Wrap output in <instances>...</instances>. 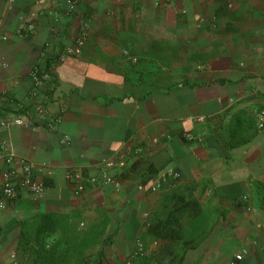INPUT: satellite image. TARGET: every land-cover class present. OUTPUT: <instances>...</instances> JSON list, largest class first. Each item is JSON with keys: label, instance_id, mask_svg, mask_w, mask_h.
<instances>
[{"label": "crops", "instance_id": "0c3cea01", "mask_svg": "<svg viewBox=\"0 0 264 264\" xmlns=\"http://www.w3.org/2000/svg\"><path fill=\"white\" fill-rule=\"evenodd\" d=\"M36 1L0 0V118L29 108L28 123L1 128L0 141L15 165L26 159L46 182L42 197L21 187L0 208V264H18V220L41 212L101 233L85 251L88 264H123L138 239L150 250L136 264H264V126L256 124L264 108V0H78L73 14L60 0L20 37L18 15ZM84 22L80 53L56 62ZM42 49L53 77L41 98L47 116H60L52 128L29 93ZM121 155L134 164L124 177V164L108 169L118 186L86 183L73 193L68 169L99 173ZM9 166L0 149V169ZM154 170L180 175L153 191L143 180ZM174 188L190 189L201 208L179 216L177 257L175 244L164 249L148 233L175 203L167 194Z\"/></svg>", "mask_w": 264, "mask_h": 264}, {"label": "built area", "instance_id": "2783aa9c", "mask_svg": "<svg viewBox=\"0 0 264 264\" xmlns=\"http://www.w3.org/2000/svg\"><path fill=\"white\" fill-rule=\"evenodd\" d=\"M50 4L49 8L44 9L40 8V1L35 2L36 7L30 8L25 13H20L18 15L19 24L16 27V34L20 37H27L36 29L39 17L45 15L44 13H53V10H57L60 4V0H47ZM78 0H62L64 4V13L73 14L75 11L76 3ZM169 0H155L156 5L160 3H168ZM87 34V25L84 22L79 28V33L72 37V43L64 46L62 49L58 50L56 56V62H60L66 58V56L71 54H78L81 51V48L84 44L85 37ZM3 38H6L5 36ZM46 42V46H47ZM45 48V47H44ZM127 52V51H125ZM52 60L48 58L47 52L42 49L40 55L38 56L37 61L33 64L30 70L31 78V89L29 91L30 97L32 99L31 107L32 109L41 116L42 118H48L47 125L52 128L56 123L60 121V116H47L44 102L41 98V90L46 86V84L52 80ZM64 108V107H63ZM22 111L19 113H14L10 117L0 118V130L1 128L9 125H26L28 123L27 113L29 108L21 106ZM31 109V108H30ZM257 127L262 128L264 126V108L257 110ZM188 139H194L195 136L188 135ZM65 143L69 142V139L65 137L63 139ZM0 149L4 159V162L10 166L7 169H0L2 175V181L0 185V208L5 207L6 203L13 199L21 187L26 188L32 194L34 198H40L44 194L46 188L45 181L42 178H36L33 174L32 165L24 158H17L16 165L13 163L15 159L14 152L7 148L4 141H0ZM123 155L119 156L116 160L108 159L104 160L103 167L99 173L87 174L83 176L79 171L68 169L66 171V176L71 178L73 182V193L80 194L84 189L86 183L94 184L98 182L111 183L115 186L119 185V180L117 177H114L108 169L113 167L116 164H124ZM180 174L177 171H168L161 174L158 177H154L148 183V188L150 190H157L161 187L162 181L166 179L167 176L178 177ZM157 244V240L153 239L151 245ZM149 247L146 244L138 239L135 242V246L128 256L124 259L123 264H136V260L144 256L149 252ZM236 258H240V255H236Z\"/></svg>", "mask_w": 264, "mask_h": 264}, {"label": "trees", "instance_id": "16d2710c", "mask_svg": "<svg viewBox=\"0 0 264 264\" xmlns=\"http://www.w3.org/2000/svg\"><path fill=\"white\" fill-rule=\"evenodd\" d=\"M133 164L134 161L125 163L119 175L124 177ZM156 174L155 170L150 171L143 182L150 181ZM186 189V193L175 188L167 192L175 198V203L169 208L168 215L151 220L148 226V233L161 240L162 248H171L173 244L178 247L176 257L183 253L184 246V242L178 246L179 239L183 238L175 228L182 225L179 216L184 212L196 215L201 209L194 193ZM18 225L19 235L14 252L18 264H88L84 259L85 251L101 234L93 235L78 229L66 215L53 212H41L29 218L19 219ZM55 231H60V235L50 239ZM191 245L193 247L196 245L195 236ZM180 258L181 256L178 257V261Z\"/></svg>", "mask_w": 264, "mask_h": 264}]
</instances>
